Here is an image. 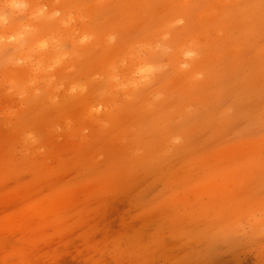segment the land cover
<instances>
[{"label": "rangeland", "instance_id": "obj_1", "mask_svg": "<svg viewBox=\"0 0 264 264\" xmlns=\"http://www.w3.org/2000/svg\"><path fill=\"white\" fill-rule=\"evenodd\" d=\"M17 3L0 264H264V0Z\"/></svg>", "mask_w": 264, "mask_h": 264}, {"label": "clouds", "instance_id": "obj_2", "mask_svg": "<svg viewBox=\"0 0 264 264\" xmlns=\"http://www.w3.org/2000/svg\"><path fill=\"white\" fill-rule=\"evenodd\" d=\"M22 7L17 0H0V19H6L8 12H15Z\"/></svg>", "mask_w": 264, "mask_h": 264}]
</instances>
